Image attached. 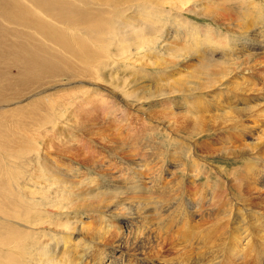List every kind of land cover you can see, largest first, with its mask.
<instances>
[{"label": "bare ground", "instance_id": "bare-ground-1", "mask_svg": "<svg viewBox=\"0 0 264 264\" xmlns=\"http://www.w3.org/2000/svg\"><path fill=\"white\" fill-rule=\"evenodd\" d=\"M165 2L175 6L171 0H0V228H3V224L10 219L29 216L31 210V207L28 206L29 200L37 201L35 200L36 197H33L34 188L38 183L35 178L36 176L40 177L37 172L45 166V160L40 155L42 151H40V147L43 146L40 140L45 138L43 136H46L48 131L56 128L57 121L64 113L61 110L65 108L66 104L55 97L58 92H71L70 98L78 92L90 93L110 109L118 112V123L124 124L125 121H135L141 123L144 128H152L150 131L163 128L166 125L167 139L169 136L174 140L180 137V134H174L175 132L172 131L171 122H162L161 119L152 117L146 108L144 111L143 107H138L141 103L143 104L145 98H149L150 90L148 92L130 87L127 90L128 93L138 97L133 103L128 98L133 95L120 93L117 89L119 86L122 90L126 89L124 83L119 86L115 83L120 81L119 77L116 76L118 71L114 69L117 64L119 65L120 62L118 63V61L128 55V52L142 54L149 45L148 42H143L141 39L140 42L138 39L135 40V21L131 22L133 19L128 21L125 13L132 11L135 19L143 20L142 26L147 25L149 24L147 22L148 17L157 13H159L158 16L162 15V10L156 8L155 3L164 4ZM159 6L161 5L159 4ZM177 14L181 16L180 13ZM181 20L183 18L177 19V22H182ZM261 24L262 21L251 22L247 30L253 34L254 32L258 33L256 28L258 27L262 32L264 26L261 27ZM145 27L147 26H143V28ZM172 29L175 34H181L177 25H173ZM138 30L141 32V29ZM150 30L149 32H151ZM191 30L195 29L191 28ZM191 30L189 33H194ZM152 31L155 32L156 30ZM243 33L247 34L246 32ZM163 37H165V33ZM248 66L247 69H244L247 74L253 70L256 72L259 70V73L264 72V56L258 59L255 64ZM236 72L238 73V71ZM236 72L234 71V73ZM240 75L237 74L238 77H241ZM68 76L71 77L67 78ZM244 78L246 81L243 83L242 90L247 94L251 92L250 95L241 93L242 90L234 91V87L230 93L232 95L231 101L226 99L227 104L222 103L221 98H216L215 95L210 96L211 103L206 104L205 100L207 99L202 98V96L199 97L202 99L199 103L207 110H224L223 114L226 115L221 119L219 126L230 134L224 139L233 150L230 154H237L243 158L242 175L246 179L247 189L261 195L264 192V75L259 77L246 76ZM78 81H90L95 83V86L88 88V86L74 85ZM236 84V89L241 87L238 83ZM100 86L105 88L103 89L105 92L100 91ZM171 87L175 88L174 90L179 89L177 82H173ZM143 93L144 95H142ZM254 101L260 102L248 105ZM239 104L245 105L239 106ZM43 111H45L44 114L41 113ZM139 113L144 114L148 119L145 117L142 120L138 116ZM203 126L205 125H202V129H200L202 133L210 130ZM180 139L183 141L184 138ZM185 144L186 149H182L177 154L178 158L185 155L188 159L187 162L190 160L192 165L198 164L201 158L194 152L197 144L194 141H188ZM108 145L110 144L108 143ZM157 146L158 144L154 143L153 138L149 139L148 142L137 144L134 149L137 153L142 152V154L133 168L129 167L134 170L136 165H146L147 167H145L152 173L151 179H160L163 165L159 167L157 163L163 160V153H160ZM141 147H145V149L148 147L150 151L139 150ZM155 150L156 152H152ZM157 155H160V158H157ZM224 155L228 154L224 152ZM147 158H150L151 162L154 160L156 162L148 163ZM178 162V167L184 164L187 166L185 161L182 163L178 160ZM198 166H194L193 169L195 178L187 179L184 176L183 179L182 177L173 179L169 181V184L167 182L168 186L164 191L161 190L163 184H159L158 181L156 191L152 187L136 183H134V190L146 188L150 194L159 192L160 195L157 197L159 202H168L171 196L177 197L181 191L182 193L186 191L184 187L181 188L184 181L187 180L188 185H195L199 172ZM138 168V170L141 169ZM50 173L54 175L55 171L50 170ZM134 173L136 174L135 170ZM216 173L218 178L224 182V186H227L226 190L223 191L224 193L217 194L213 189L209 196H205L202 191L196 188L190 194L187 191V203L179 202L177 207L172 208L176 215H178L176 212L180 210V219L185 224L183 226L185 231H188L187 228L191 229L193 222H198V219H195L198 217H203L202 219L207 225L203 227L202 224L198 223L193 232L181 233L183 240L176 243L171 242V247H175L179 251L176 260L173 259L172 261L174 264H197L194 261L192 247L193 242H196L198 244L196 249H202L200 264L208 262L215 264L217 261L213 262L214 260H221L222 264H240V260H243L248 254V252L244 253L246 246H249L251 252L255 253L257 260L255 264H264V210L261 211L260 207H246L245 200H238L228 189V186L234 181L233 177L224 175L220 170H217ZM91 176H89L90 179L87 178L86 184L94 185L96 180L91 179ZM111 176L108 175V177ZM128 181L133 183V177ZM61 182H59L60 185L65 186ZM95 185V188L99 189L105 187L112 190L123 189L122 185L117 184L102 183L101 185L98 182ZM127 189L131 188L128 187ZM94 194L105 195L96 192ZM208 199L209 201H207ZM196 200L199 201V204ZM203 201L209 202L208 207L211 208L206 210L205 215L207 216H196L198 212L199 215H203L204 210L201 208ZM133 202L127 203L133 205ZM119 203L118 200L117 205ZM104 208L107 209L108 206ZM150 213L144 210L141 213L138 212L137 216H122L124 221L120 222L118 227L110 222L101 223L102 236H106L109 231L113 230L112 227L121 229L120 232H123L122 229H128V231L133 230L137 233L122 235L114 243L104 242L100 235H88L83 225H80L78 232L73 231L67 234L66 231H63L64 234L58 238H51V240L54 239L55 244L51 245V240L37 244L35 252L39 256L38 259H40L41 254L44 256L42 264H58L59 260H55L54 254L50 256V253L59 247L66 250L67 246H71L73 252L77 254L76 257L73 256L75 258L74 264H84L85 259L92 254V251L97 252L98 259H104V261H100L102 264H173L169 263L168 257L156 258L146 255L148 251H152L154 254L159 253L163 249L162 245L167 243L165 237L156 236L149 226L157 224L158 222L154 221L156 219L164 221V223L168 219L172 221V218L166 220L162 216L159 217L158 214L156 215L157 218L148 216ZM5 214L10 216H4ZM237 221L242 223L235 227ZM95 230L99 232V229L96 228ZM151 231L154 233L152 241L149 240L148 235ZM8 235H3V230L0 229V264H18L21 257H25L26 262L30 264L29 246L21 245L24 239H20L22 237L20 233L17 236H15L16 234ZM71 235H74L75 239L78 237L77 241ZM40 246L41 249L38 250ZM219 248L223 253L222 259H218L220 257ZM30 249L32 250L31 246ZM63 264H71V261H63Z\"/></svg>", "mask_w": 264, "mask_h": 264}, {"label": "rangeland", "instance_id": "rangeland-1", "mask_svg": "<svg viewBox=\"0 0 264 264\" xmlns=\"http://www.w3.org/2000/svg\"><path fill=\"white\" fill-rule=\"evenodd\" d=\"M171 3L176 7L169 5L170 3L166 4V2L164 4L155 3L154 6L162 10V15L158 16L159 13H157L148 17L147 22L149 24L143 25L147 27L149 25L148 28L145 27L146 30L142 26L143 23H141L143 20L135 19L132 11L125 13L128 21L132 19L131 22L135 21V31L137 33V36L135 33V40L148 42L149 45L142 54L128 52V55L118 61L120 63L114 69L118 71L116 76L120 79L115 83L118 86L124 83V86H126V89L123 90L120 86L117 87L118 91L127 95V90L130 87H136L143 91L150 90V96L147 94L149 98H145L143 104L141 103L138 107H143V110L146 108L152 117H157L162 122H171L173 125L172 131L175 132L173 133L180 134V137L174 140L169 136V139H167L166 133H168V130L165 124V126L162 125L163 128H158L160 130L150 131L152 128H144L139 122L125 121L124 124L118 123V112L110 109L90 93L78 92L70 98L71 92H69L70 95L67 91L58 92L55 97L66 104L65 108L61 110L64 113L57 121L56 128L48 131L47 135L43 136L45 138L40 140L41 145H43L40 147V151L42 150L40 155L45 160V166L37 172L40 177L36 176L35 178L38 183L34 188L33 197H36L35 200L37 201L29 200L28 206L31 207L29 216L10 219L3 224V228H0L3 230V235L6 236H9L8 234H16L15 236H17L20 233L22 236L20 239H24L21 245H24V247L29 246L30 264H42L44 261V256L41 254L40 259H38L39 256L35 252L37 244L45 240L49 241L54 237L58 238L65 231L67 234L73 231L76 232L80 225H83L88 235H100L104 242L114 243L120 236L134 231L122 229L123 232H120L121 229L112 227L113 230L109 231L106 236H102L101 223L104 221L110 222L118 227L119 223L124 221L122 216H137L138 212L141 213L144 210L151 212L148 216H154V218H157V214L166 220L172 218V221L168 219L165 223L156 219L154 221L158 223L149 226L156 236L165 237L167 243L162 245L163 249L159 253L154 254V252L148 251L146 255L156 258L168 257L169 263L174 264L172 260L178 256L179 251L176 250L177 248L171 247V242L176 243L183 240L181 233L193 232L198 223L202 224L203 227L207 225L202 219L203 217H198L195 218L198 219V222H193L191 229L187 228L188 231H185V228H183L185 224L180 219V210L176 212L178 213L176 215L172 208L177 207L179 202L187 203V191L190 194L196 188L202 191L205 196H209L213 189L217 194L224 193L223 191L226 190L227 186H224L222 179L218 178L217 170H220L226 176L233 177L234 181L228 186V189L238 200H245L246 207H260L261 211L264 210V192L260 195L247 189L246 179L242 175L244 160L237 154H230L233 150L230 148L229 143L224 140L225 137L230 135L228 131L219 126L221 119L226 115L223 114L224 110H207L199 103L202 100L199 97L202 96V98L207 99L208 101L205 100L207 104L211 100L210 96L215 95L216 98H221L222 103L227 104L226 99L231 101L232 95L230 93L234 87V91L243 89V83L246 81L244 77L264 75V72L259 73V70H257L258 72L253 70L250 74H247L244 70L249 67L248 65L255 64L258 59L264 56V31L261 32L258 27H256L258 33L254 32L253 34V32L247 30L249 24L254 21H262L261 27L264 26V0H171ZM248 3L250 4L248 5ZM177 13H180L181 16H178ZM180 18H183L182 22H177V19ZM173 25L179 27L180 35L173 32ZM191 28L195 30H191ZM138 29H141V32ZM147 29H151V32ZM152 30L156 31L153 32ZM189 30L194 33H189ZM164 33L165 37L162 38ZM145 35L150 37L148 36V38ZM234 71H238L239 75L241 73V77H238V73H234ZM69 77L71 76L67 78ZM87 82L78 81L74 85L94 88L95 83ZM173 82H177L179 89L174 90L175 88L171 87ZM236 83L241 87L237 86L238 89H236ZM103 89L105 88L100 86V91L105 92ZM242 92L247 94L244 90ZM249 93L251 92H248L247 95H250ZM128 98L129 101L135 103L138 97L133 95ZM255 102L257 101L248 105L255 104ZM232 105L234 106L233 103ZM244 105L239 104V106ZM41 113L44 114L45 111ZM143 113L145 114V112ZM144 114L139 113L138 116L143 120L146 117ZM146 118L148 119V117ZM202 125L210 130L202 133L200 131ZM152 138L154 143L158 144L157 147L160 153H163H161L163 160L157 161V166L161 167L163 165L161 178L155 180L151 179L152 173L146 168V165H136L134 169L136 174L132 170L133 165L142 154V152L137 153L134 147L139 143L148 142ZM180 138L185 140L182 141ZM188 141H194L197 144L194 152L201 159L196 165H192L190 160L187 162L188 159L185 155L178 158L177 154L182 149H186L184 146ZM146 149L141 147L139 150L150 151L148 147ZM152 152H156V150ZM224 152L228 155L225 156ZM156 157L160 158V155ZM147 160H149L148 163L151 162L150 158H147ZM178 160L182 163L185 161L187 166L184 164L178 167ZM155 162L154 160L151 163ZM197 165H199V172L195 185H188L186 183L188 181H184L181 188L184 187L186 191L183 193L181 191L177 197L171 196L168 202H159L157 198L160 195L159 192L150 194L146 188L134 190V183H136L152 187L156 191L158 181L159 184H163L161 190L164 191L169 181L173 179L181 177L183 179L184 176L187 179L194 177L193 169ZM137 166L141 169L138 170ZM50 170L55 171V174L52 175ZM90 175H92L91 179L96 180L94 185L86 184V180L87 178L90 179ZM108 175L112 176L108 177ZM132 177L134 179L133 183L128 181ZM59 182L65 186H61ZM98 182L101 185L102 183L122 185L123 189L95 188V184H98ZM128 187L133 190L127 189ZM94 192L104 193L105 195L101 194L99 196ZM118 200L119 205H117ZM132 201H134L133 205L127 203ZM196 201L199 204V201ZM201 204V208L204 210L203 215H199L198 212L196 216H207L205 215L206 210L211 208L208 207L209 202L203 201ZM105 206H108V208L105 209ZM159 211H161V215ZM4 216L10 215L5 214ZM241 223V221L235 222V227ZM96 228L99 229V232L95 230ZM134 234H137L136 231ZM148 235L149 240L152 241L154 233L151 231ZM71 237L77 241L78 237L76 239L74 235H71ZM54 242V239L51 240V245L55 244ZM192 247L194 261L200 264L202 249H196L198 247L196 242H193ZM40 249L41 246L38 247V250ZM53 251L50 256L54 254L55 260H59L58 264H63V261L66 260L74 264L75 258L73 256L76 257L77 254L73 252L71 246H67L66 250L59 247L56 251L54 249ZM245 252H248V254L243 260H240L241 262L237 261L238 263H257L255 253L251 252L249 246H246ZM222 254V250L219 248L220 257L218 259L223 258ZM100 261H104V259H98L97 252L92 251V254L85 259L84 264H102ZM215 261H217L215 264H222L221 260H214L213 262ZM18 264H28V262H26L25 257H21Z\"/></svg>", "mask_w": 264, "mask_h": 264}]
</instances>
